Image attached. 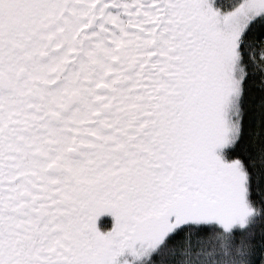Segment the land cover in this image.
Listing matches in <instances>:
<instances>
[{
	"label": "snow or ice",
	"instance_id": "obj_1",
	"mask_svg": "<svg viewBox=\"0 0 264 264\" xmlns=\"http://www.w3.org/2000/svg\"><path fill=\"white\" fill-rule=\"evenodd\" d=\"M0 264H264V0H0Z\"/></svg>",
	"mask_w": 264,
	"mask_h": 264
}]
</instances>
